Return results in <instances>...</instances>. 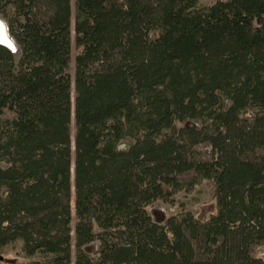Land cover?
Returning <instances> with one entry per match:
<instances>
[{
  "label": "trees",
  "instance_id": "obj_1",
  "mask_svg": "<svg viewBox=\"0 0 264 264\" xmlns=\"http://www.w3.org/2000/svg\"><path fill=\"white\" fill-rule=\"evenodd\" d=\"M71 1L0 0V264H264V0H75L74 110Z\"/></svg>",
  "mask_w": 264,
  "mask_h": 264
},
{
  "label": "rangeland",
  "instance_id": "obj_2",
  "mask_svg": "<svg viewBox=\"0 0 264 264\" xmlns=\"http://www.w3.org/2000/svg\"><path fill=\"white\" fill-rule=\"evenodd\" d=\"M202 5L210 4L215 0H200ZM72 9H73V20H72V39H73V49H72V66H71V74L73 81L72 88V101H73V110H74V102H75V84H74V56L77 52V48L75 46V31H74V9H75V0H72ZM18 58V53L16 54ZM74 115V113H73ZM180 126L177 124L175 128ZM75 133V119L72 122V134ZM127 144H121L120 148H126ZM203 154H205L209 148L205 144H201L197 147ZM74 149V148H73ZM207 155V154H205ZM75 201V193L73 188V196L72 200ZM75 204V203H74ZM73 219L75 220V205H74ZM152 217L157 221H163L166 217L171 214L179 213L181 211H191L198 218H205L210 216L216 210V202L212 196L211 188L207 185L206 182L202 183L195 191L187 193V192H179L174 196V200L170 202H163L161 200L155 201L149 208ZM74 228V224H73ZM95 248V244L88 247L89 251H92ZM4 258H14V251L9 255L3 256Z\"/></svg>",
  "mask_w": 264,
  "mask_h": 264
},
{
  "label": "water",
  "instance_id": "obj_3",
  "mask_svg": "<svg viewBox=\"0 0 264 264\" xmlns=\"http://www.w3.org/2000/svg\"><path fill=\"white\" fill-rule=\"evenodd\" d=\"M0 44L9 48L13 53L18 49L17 43L11 37L6 21L0 17ZM3 257L0 256V259Z\"/></svg>",
  "mask_w": 264,
  "mask_h": 264
}]
</instances>
